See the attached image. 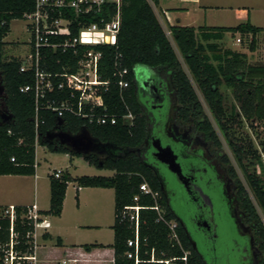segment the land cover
<instances>
[{
  "label": "trees",
  "instance_id": "16d2710c",
  "mask_svg": "<svg viewBox=\"0 0 264 264\" xmlns=\"http://www.w3.org/2000/svg\"><path fill=\"white\" fill-rule=\"evenodd\" d=\"M159 1L123 0L121 27L116 46L102 48L103 61L100 70L102 79L110 80L109 92L104 100L108 114L115 115L117 123L97 126L89 125L86 120L70 113L58 118L55 112L46 108L35 112L33 94L20 92V88L33 84L32 73H20V62L17 58H3V39L10 31V23L13 20H22L26 13L31 12L34 0H0V77L6 109V116L0 117V176H33L36 168V146L45 147L53 153L78 156L60 146L56 139H50V136L58 132L76 135L82 127H86L94 139L101 144H111L113 150L92 154L83 158L84 161L97 169L111 171L113 175L77 177L74 179L77 184L75 199L78 200L79 189L113 190V264H134L126 257L129 250L127 241L133 238V229L129 222L122 218L121 212L125 207L136 204L143 207L153 206L151 197L140 194L139 187L144 182L158 194V204L164 211L165 219L176 221L181 244L184 250L189 252L188 264H203L167 205L157 176L138 154L147 135V120L135 95V70L138 69V82L145 73L159 81L170 82L178 107V119H189L206 135L211 134L216 146L221 149V143L203 110L198 94L202 97L218 130L226 137L236 164L245 178L247 187L238 179L229 159L223 154V164L237 185L240 208L254 226V235L261 253L260 264H264V224L261 219L264 217V178L258 175L256 170L260 154L250 138L230 134L232 127L240 126V119L234 110L226 115L220 92L223 85L234 92L240 103L242 116L248 122L264 121V106L252 104L256 95L255 88L261 91L264 89V67L250 69L245 63V55L230 49L223 50L218 44L224 40L226 34L251 35L249 50L254 51L256 37L264 29L252 26L249 21L232 28L173 26L169 28L171 42L152 8V5L157 6ZM59 56L55 55L54 59ZM123 69L128 71L124 77L128 87L120 90L115 81L118 80L117 73ZM47 71L60 72L61 69L52 66ZM253 82H257L255 87ZM66 95V92H55L48 98L58 102L65 99ZM128 113L133 116L132 125H127L122 120ZM69 181L70 176L66 172L62 171L59 178L49 174V208L47 211H41L42 214L48 217L61 215ZM135 197H139L137 202L134 201ZM14 208V250L21 254H31L33 242L27 234L33 232V226L23 217L27 207ZM1 213L0 247H3L10 241V221L8 217H2ZM140 216V240L143 250L154 249L158 257L182 255L177 247L171 246L167 227L156 221V212L142 210ZM94 247L96 246H83L87 251ZM162 252L165 256L161 255ZM141 256L146 258L143 253Z\"/></svg>",
  "mask_w": 264,
  "mask_h": 264
},
{
  "label": "built area",
  "instance_id": "2783aa9c",
  "mask_svg": "<svg viewBox=\"0 0 264 264\" xmlns=\"http://www.w3.org/2000/svg\"><path fill=\"white\" fill-rule=\"evenodd\" d=\"M123 0H34L33 10L26 13L22 21L24 31L28 34V51L17 58L20 73H32L33 84L20 88L21 93H32L35 100V112L46 108L62 118L65 113L73 114L88 122L89 125H115L117 117L108 114L104 97L109 92L110 80L102 79V48L116 46L121 27ZM168 36V34H166ZM240 42V40H237ZM55 55H60L54 59ZM54 59V60H53ZM52 66L59 67L60 72L47 71ZM126 69L117 73V86L120 90L128 87L124 77ZM55 92H66V98L49 99ZM127 125H132L133 116L128 113L122 117ZM37 126V121L35 120ZM13 161V160H12ZM55 178L61 170L51 173ZM142 196H149L153 206L143 207L139 204L125 207L121 212L133 229V238L127 241L129 248L126 257L134 264H188L189 252L184 250L177 232L175 220L167 221L164 211L158 204V194L144 182L139 187ZM139 197H135L137 202ZM142 210H152L157 214V222H162L168 230V239L173 248L177 247L180 257H158L154 249L143 250L140 240ZM2 217L10 221V241L0 247V264H36L34 254L36 228L47 227L48 218L36 204L28 206L23 217L32 224L33 232L27 234L33 242V253L21 254L14 250L16 235L12 225L15 208L4 209ZM145 242V241H144ZM142 253L146 256L144 259ZM162 256L165 254L162 252Z\"/></svg>",
  "mask_w": 264,
  "mask_h": 264
},
{
  "label": "flooded vegetation",
  "instance_id": "af4514ba",
  "mask_svg": "<svg viewBox=\"0 0 264 264\" xmlns=\"http://www.w3.org/2000/svg\"><path fill=\"white\" fill-rule=\"evenodd\" d=\"M135 95L147 120L146 139L138 154L157 176L167 205L203 264H260L254 226L240 208L237 185L211 134L189 119H178L167 80L152 76L147 82L137 80ZM156 143L172 151L180 174L158 161Z\"/></svg>",
  "mask_w": 264,
  "mask_h": 264
},
{
  "label": "rangeland",
  "instance_id": "374dc122",
  "mask_svg": "<svg viewBox=\"0 0 264 264\" xmlns=\"http://www.w3.org/2000/svg\"><path fill=\"white\" fill-rule=\"evenodd\" d=\"M154 12L159 13L158 6H155ZM153 8V5H152ZM161 16V14H158ZM162 16L160 17V19ZM228 18V17H227ZM246 16L237 17L230 15L223 25L237 26L244 23ZM252 24L256 26H264V13L256 9L252 14ZM10 31L3 39V58L9 60L11 58H21L28 51V34L24 31L25 23L22 20H13L10 23ZM168 38L171 41V36L168 31ZM237 40H241L237 42ZM251 41V35L226 34L224 40L218 42L221 49H230L239 54L245 55L246 65L252 68L264 67V34H260L256 39V48L254 51L249 50ZM172 42V41H171ZM175 48V47H174ZM177 52V51H176ZM179 61L182 63V59L178 54ZM184 67V65H183ZM138 69L135 70V78L138 80ZM258 78V77H256ZM255 79V78H253ZM257 80V79H256ZM254 87L257 82H253ZM255 97L252 104H259L264 106V89L255 88ZM261 91V92H260ZM220 92L223 97V104L225 107L226 115L228 116L232 110H234L240 119V126H234L231 128L230 134L235 137H247L250 138L254 144L255 149L260 154V162L257 166V174L264 178V121L248 122L243 118L240 103L235 97L234 92L226 87L221 86ZM199 95V99L203 106V110L212 123V126L216 132V135L221 143V150L223 154L229 159L231 166H233L238 179L242 184L246 186L245 178L238 168L234 159L232 150L228 144L225 136L218 130L213 117L208 110L202 97ZM5 95L2 91L1 77H0V117L6 116V109L4 105ZM252 124V125H251ZM35 163H36V183H37V194L34 196V179L31 178L25 183L15 185L16 191H21L22 198L25 203H35L39 210L46 211L49 203V174L54 171L61 170L68 173L70 181L67 185L66 194L63 202V216L61 219H55V217H48L49 225L48 230H52L50 227H59L65 237L64 241L66 245H70L74 241L73 238L76 234L74 225L80 223L87 227L80 231L77 241L78 243H92L97 241L102 244H111L113 232L110 229L113 224V199L114 193L111 189H93L85 188L79 192L78 200L75 199L77 184L74 179L81 176H102L110 177L113 172L108 170H100L93 166H89L82 157L70 156L69 154L53 153L47 148L42 146H36L35 151ZM82 190V189H81ZM262 223L264 224V217L262 216ZM46 228V226L44 227ZM43 226L36 228V234L38 236V242L41 243V234L43 233ZM53 231V230H52ZM56 236L53 235L52 241L46 243V245L55 244ZM45 243V242H44Z\"/></svg>",
  "mask_w": 264,
  "mask_h": 264
},
{
  "label": "crops",
  "instance_id": "0c3cea01",
  "mask_svg": "<svg viewBox=\"0 0 264 264\" xmlns=\"http://www.w3.org/2000/svg\"><path fill=\"white\" fill-rule=\"evenodd\" d=\"M157 6L159 13H154L165 32H169V28L173 26L232 28L231 26L223 25V22L230 15L237 17L246 16L245 22L249 21L252 26L264 29V26H256L251 22L254 10L259 9L264 13V0H160ZM153 9L156 10V7L153 6ZM158 14H161V19ZM260 34H264V31ZM31 178L34 179V196L36 197V168L33 176H0V213L10 206L28 207L32 205L23 201L20 190H15V185L25 183ZM84 189L78 190V197L79 192ZM62 216L63 207L61 215L55 217V219H61ZM50 228L53 231L48 230L47 227L43 229V233L40 236L41 241H43L41 243L38 242L39 238L36 234L34 250L36 264H113L114 251L111 248L113 235L112 243L107 245L97 241L78 243L79 241L76 238L80 235V231L87 227L76 223L74 225L76 235L73 237L75 239H73V243L66 245L61 229L59 227ZM44 235L46 236L44 237ZM53 235L57 237L55 244L46 245L47 242L52 241ZM84 245H95L96 247L87 251L83 248Z\"/></svg>",
  "mask_w": 264,
  "mask_h": 264
},
{
  "label": "water",
  "instance_id": "95a60500",
  "mask_svg": "<svg viewBox=\"0 0 264 264\" xmlns=\"http://www.w3.org/2000/svg\"><path fill=\"white\" fill-rule=\"evenodd\" d=\"M150 75L145 73L144 78L140 77L139 82H147ZM2 91L3 87H2ZM50 139H56L60 146L66 147L70 152L85 158L92 154L110 152L113 150L111 144H101L94 139L86 127H82L78 134L71 135L66 132H58ZM157 152L156 157L159 162L164 163L168 166L170 172L180 174V167L176 163L175 156L169 148H161L158 143L153 145Z\"/></svg>",
  "mask_w": 264,
  "mask_h": 264
}]
</instances>
